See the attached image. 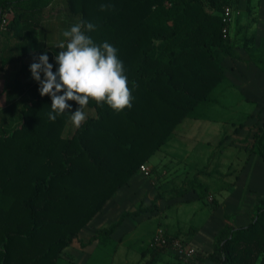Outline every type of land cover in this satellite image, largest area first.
<instances>
[{
  "label": "trees",
  "instance_id": "1",
  "mask_svg": "<svg viewBox=\"0 0 264 264\" xmlns=\"http://www.w3.org/2000/svg\"><path fill=\"white\" fill-rule=\"evenodd\" d=\"M55 1L0 0V19L10 8L25 12L14 16L0 33L18 23L28 28L26 13H41ZM239 3L64 0L70 19L97 26L86 33L95 43L107 41L117 48L132 106L117 112L90 99L85 108L94 115L71 130L69 115L79 107L76 102L68 101L71 112L51 121V98L41 96L37 87L29 93L16 84L2 94L0 264H58L68 260L65 251L73 243L83 247L81 232L124 190L141 165L150 164L185 120L213 101L212 93L226 80L223 61L236 58L231 23L227 33L222 32V12L226 6L236 12ZM101 4L113 7L101 11ZM52 64L55 72L58 65ZM256 127L254 140L264 162V123ZM196 176L185 179L168 198L194 191L199 200H205L209 188ZM168 198L159 191L148 206L124 211L109 227L96 231L91 241L110 238L128 218L156 215L158 202ZM231 220L225 216L211 249L194 248L190 260L181 259L171 248L180 235L165 234L166 245L150 241L137 264H162L165 257L176 262L167 264H264V198L255 205L250 223L235 226Z\"/></svg>",
  "mask_w": 264,
  "mask_h": 264
},
{
  "label": "rangeland",
  "instance_id": "2",
  "mask_svg": "<svg viewBox=\"0 0 264 264\" xmlns=\"http://www.w3.org/2000/svg\"><path fill=\"white\" fill-rule=\"evenodd\" d=\"M258 1L251 0L252 4H255L251 14L248 15L247 11L241 9L245 5V1L241 0L236 11L238 14L232 17L229 32L231 39L235 38V41L241 40L242 42L237 45L240 51H238L239 57L235 56L234 63L230 60L225 62L228 70L227 82L212 93L211 103L203 105L196 111V115H203L204 118L209 119V122H200L203 126L209 127L208 136L196 138L200 146L207 142L206 149L202 150L201 147V151H196L199 156L194 158L193 155L190 157L184 155L192 150V130L189 132V127L195 123L192 119L185 120L176 131L174 139L147 165L150 172L157 170V173H152L147 178L137 177L135 182L125 189L127 193L122 200H119L120 204L118 203L117 206L119 210L125 209L124 207L128 210H135L140 202L148 206L159 191L170 197L173 189L179 187L185 179L190 180L196 176L194 168L192 169V162L196 164V168L203 171L196 177L210 188V195L205 200L195 199L192 202L180 203L167 208L164 201H159L158 214L149 218H139L137 225L131 227L130 230L132 228L133 230L125 236L126 243L117 248L116 254L115 248H100L88 264H119L123 260L121 255L132 256L126 264H135L141 252L152 240L149 239L150 236L154 231L160 230L163 225H174L184 232L190 231L191 228L196 229L194 232H204L202 241L209 245V237L214 231L211 229L222 221L220 218L223 213L228 212L235 226L250 223L255 205L260 198H264V162L257 153V144L254 140L256 126H262L264 123V49L259 51L250 49L253 42L249 41L254 34L256 37L260 30H264V16L259 15ZM241 13L244 14L240 16ZM237 17L239 19L235 20ZM242 26L256 27V29L252 34L249 32L251 30L244 32ZM243 42H247V46ZM233 64L242 65L241 70L232 68ZM237 70L241 73H237ZM84 111L87 117L94 115L90 109L84 108ZM196 124L194 127L197 126ZM69 128L73 130L75 126L71 123ZM174 163L177 169L172 168ZM163 170L166 171L165 174L162 173ZM173 170L176 171L173 172ZM222 186L230 188L237 186V189L235 188L232 192L240 195L237 198L239 199L237 203L239 214L238 212L237 214L229 213L236 211V202L233 199L229 200L232 205L226 206L229 207L228 211L217 210L218 205L213 204L212 197L215 190L211 189ZM137 187L141 189V192L142 190L145 192L144 194L139 192L134 197L132 189ZM116 208L113 205L108 212L118 214L119 210H115ZM69 252L72 253V251ZM58 264H71V262L63 259Z\"/></svg>",
  "mask_w": 264,
  "mask_h": 264
},
{
  "label": "crops",
  "instance_id": "3",
  "mask_svg": "<svg viewBox=\"0 0 264 264\" xmlns=\"http://www.w3.org/2000/svg\"><path fill=\"white\" fill-rule=\"evenodd\" d=\"M245 1V5L243 6L242 11L248 12V15L251 14V10L253 9L254 4H252L251 0L249 1V5L247 0ZM241 2V0H240ZM240 4V3H239ZM258 10L259 15L264 16V0L258 1ZM1 12V10H0ZM25 14V12L17 11L13 8L8 9L7 11H4L3 18H6L8 22L12 21L14 19V16H19ZM26 14L30 15L29 20V26L26 28V23H18L15 27H13L11 30H7L3 33H0V107H5V100L3 97V93L5 91H9V87H13L16 84L22 85L26 90L30 93L31 91H34L37 87L39 88L38 82L34 81L31 78V73L29 71V66L33 62L34 56H39L41 54H47L49 57V63H53L55 61L54 57L55 55L61 51L59 48H57L58 44L61 41H65V38L62 36L63 31L70 29V27L77 22V20L70 19L69 16L66 14L65 6H64V0H56L51 6L43 10L41 13H29ZM244 14L241 13L240 16ZM25 16V15H24ZM239 17H237L235 20H238ZM260 22H262L260 20ZM243 27V26H242ZM21 28H24L21 30ZM256 27L246 28L243 27L242 30L244 32H251L254 33ZM259 35L255 37L252 36V38L249 40L250 42H253L251 44L250 49L259 51L261 49H264V30H260ZM260 33H263V35H260ZM235 39V38H234ZM233 38L231 39L233 43L235 44V51L237 58L238 56V43L241 40L235 41ZM244 41V38L242 39ZM243 44H247V42H243ZM247 46V45H246ZM249 48V47H247ZM238 49V50H237ZM240 52V51H239ZM236 59V58H235ZM235 59L225 58L223 61V65L225 67V75L227 82V68L225 65V62L230 60L232 63L235 62ZM239 63V62H238ZM234 65V64H233ZM234 69H240L242 65L232 66ZM240 70H237V73H241ZM43 78V74H41ZM7 85V89L4 88V86ZM192 121L197 123L196 127H194L195 123H192L189 127V132L192 130V150L188 151L184 155L187 157H190V155H193L194 157L199 156L196 151L199 150H205L206 143H203V146L199 145V142L197 141V137H207V130L208 128L206 126H203L201 123L209 122V119L204 118L203 115H196V117L192 118ZM201 122V123H200ZM200 130V131H199ZM195 131V132H194ZM176 135V134H175ZM175 135L173 136L172 140L174 139ZM171 140V141H172ZM170 141V142H171ZM169 142V143H170ZM168 143V144H169ZM167 144V145H168ZM163 149V148H162ZM175 154V153H174ZM183 155H181L182 157ZM176 163V162H175ZM173 165L172 168L177 169L176 165ZM195 163L192 162V169L194 168L195 174L198 176L202 173V170L195 167ZM168 168H166L167 170ZM176 170H173V172ZM162 173H166L165 170H163ZM137 177L141 178V175L138 173L137 175L133 176L130 181L128 182V185L124 188V190L114 198V200L109 204V206L94 220L91 222V224L86 227L80 234L79 238L82 241L83 247L81 246L80 242L73 243L69 248L66 249V254L68 259V262H71V264H88V262L95 256V254L100 251V248L103 247H110L115 248L114 250L115 254L117 252V248L124 246L126 243L125 236H127L129 233L133 230V228L130 230L131 227L136 226L138 221H140L139 218L131 219L128 218L124 221V223L116 229V231L110 236L108 239H101V240H92L93 236L95 235L96 231L109 227L113 222L117 221V219L120 217V215L124 211H133L128 210L127 207H124L125 209L118 208L119 200H122L124 195L127 193L125 192V189H127L128 186H131L133 182H135V179ZM200 180L199 178H197ZM237 187V186H236ZM235 186L230 187H220V188H212L211 190H215L213 195V200H215L216 205H218L217 210H227L229 207H226L228 205H232V202H229L230 199H233L235 204V210L234 212H229L230 214H238L240 213V210L238 209L237 203L239 202V194L232 192L235 188ZM209 188V187H208ZM237 189V188H236ZM129 190V189H128ZM210 190V188H209ZM141 192L140 188H134L132 189V196L136 197L138 193ZM144 190H142L141 193L144 194ZM140 193V194H141ZM226 194V195H225ZM210 195V192L209 194ZM168 198V197H167ZM198 199L197 194L192 191L189 194L185 195L184 197H180L177 199H167L162 200L165 202V207H170L172 205H177L180 203L185 202H192V200ZM133 201V198L131 199V202ZM161 201V200H160ZM229 203V204H228ZM120 204V203H119ZM117 207L115 210H119L118 214H112V212H108L112 206ZM140 205H143L142 202H140ZM159 205V202H158ZM144 206V205H143ZM165 208V209H166ZM136 210V209H135ZM158 214V212H157ZM226 215H229L228 212H225L222 214L220 220H222L219 224L214 227L211 230H214L211 237H209L208 243L205 241H202V237H204V232H194L196 229H192L190 231L184 232L181 229H179L177 226L174 225H163L162 231L164 234H167L168 236H175L180 235L181 240L187 241L188 245H190L193 248H197L199 250L208 251L211 249L213 240L217 234V232L222 228L224 225V217ZM230 216V215H229ZM231 217V216H230ZM141 219H143L141 217ZM95 224V225H94ZM244 223H241V225L237 226H243ZM213 226V225H212ZM160 227V226H159ZM207 225L205 226V228ZM160 229V230H161ZM155 232L150 236V240L153 238V235H155ZM69 251H72L70 253ZM127 252V251H126ZM124 252V253H126ZM122 261H120L119 264H126L127 260L132 256H125L121 255ZM95 258V257H94ZM141 258V256H140ZM140 258L136 261L135 264H137L140 260ZM174 263L173 260H170L169 258L165 257V260H163L162 264L167 263Z\"/></svg>",
  "mask_w": 264,
  "mask_h": 264
},
{
  "label": "clouds",
  "instance_id": "4",
  "mask_svg": "<svg viewBox=\"0 0 264 264\" xmlns=\"http://www.w3.org/2000/svg\"><path fill=\"white\" fill-rule=\"evenodd\" d=\"M112 7V4H101L100 10ZM96 28L95 24L80 20L63 31L65 41L57 46L61 51L54 57L58 65L55 72L47 54L33 57L29 71L31 78L39 84V94L51 98L52 111L48 114L51 121L71 112L68 101L79 105L69 115L77 128L86 122L84 108L90 99L98 106L106 104L117 112L132 106L133 97L117 48L107 41L97 44L86 34ZM61 92L63 94H59Z\"/></svg>",
  "mask_w": 264,
  "mask_h": 264
},
{
  "label": "built area",
  "instance_id": "5",
  "mask_svg": "<svg viewBox=\"0 0 264 264\" xmlns=\"http://www.w3.org/2000/svg\"><path fill=\"white\" fill-rule=\"evenodd\" d=\"M238 14V12H233L230 7H224L222 12V21L225 26L222 30L223 34H226L228 29V24L231 23L232 17ZM8 24V20L6 18L0 19V31L6 30V26ZM139 174L145 178L150 176V168L147 165H141L139 168ZM167 238L162 230H157L155 235L151 240L152 245H166ZM171 248L173 252L183 260H190L193 257L195 252L194 248L190 245L184 243L182 240H173L171 242Z\"/></svg>",
  "mask_w": 264,
  "mask_h": 264
}]
</instances>
